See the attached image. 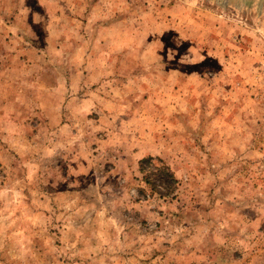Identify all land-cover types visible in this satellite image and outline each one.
<instances>
[{"label": "rangeland", "instance_id": "rangeland-1", "mask_svg": "<svg viewBox=\"0 0 264 264\" xmlns=\"http://www.w3.org/2000/svg\"><path fill=\"white\" fill-rule=\"evenodd\" d=\"M0 24V264H264V0Z\"/></svg>", "mask_w": 264, "mask_h": 264}, {"label": "crops", "instance_id": "crops-1", "mask_svg": "<svg viewBox=\"0 0 264 264\" xmlns=\"http://www.w3.org/2000/svg\"><path fill=\"white\" fill-rule=\"evenodd\" d=\"M20 8H22V5L20 6ZM24 11H26V10H24ZM22 9H20V12H18V15L20 16V18L23 16H25V15H22L23 13H26V12H24ZM46 13H47V15L48 16H50V15H54V10L53 9H51V8H47L46 9ZM30 12H33V11H30ZM35 15H37V12H33ZM33 16L34 15H32V18H33ZM22 19V18H21ZM32 24V23H31ZM2 26V24H0V27ZM30 29V28H29ZM31 29H32V27H31ZM45 29L46 30H51V31H55L56 33L58 32V33H60L61 31H66V29L64 28V25H58V23L57 24H55L54 22L53 23H48V25L45 27ZM31 40H33V39H31ZM46 41H49V42H47V43H49V44H52V46H55V40L54 41H52V43L50 42V40H48V38H47V40ZM19 44H21L20 42H19ZM31 45L33 46V47H40L39 46V44H38V42H33V43H31ZM69 61H71V60H68L67 59V62L69 63ZM48 69V70H47ZM49 69H51V71H52V73L53 74H51V75H49V77H51V78H53L54 76H57V77H63V78H65V73H64V71L62 70V71H60V72H56L55 70H53V68H49V67H47L46 68V70H47V72L49 71ZM50 74V73H49ZM68 76V75H67ZM66 76V77H67ZM45 77H47V76H45ZM53 90V89H52ZM51 89H50V91H52Z\"/></svg>", "mask_w": 264, "mask_h": 264}, {"label": "built area", "instance_id": "built-area-1", "mask_svg": "<svg viewBox=\"0 0 264 264\" xmlns=\"http://www.w3.org/2000/svg\"><path fill=\"white\" fill-rule=\"evenodd\" d=\"M263 64H264V61H263Z\"/></svg>", "mask_w": 264, "mask_h": 264}]
</instances>
